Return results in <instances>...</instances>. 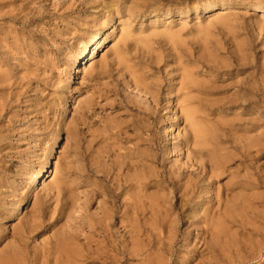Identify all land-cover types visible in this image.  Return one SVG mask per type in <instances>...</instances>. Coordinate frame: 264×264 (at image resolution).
<instances>
[{
  "label": "rangeland",
  "instance_id": "1",
  "mask_svg": "<svg viewBox=\"0 0 264 264\" xmlns=\"http://www.w3.org/2000/svg\"><path fill=\"white\" fill-rule=\"evenodd\" d=\"M127 1L145 14L117 17L118 32L107 36L112 21L101 11L104 0H0V264L15 256L13 264H58V240L74 238L82 247L108 207L118 220L102 256L86 264H264L252 245L234 255L231 236L208 234L202 220L189 228L187 211L171 205L197 173L186 108L194 106L231 142L244 137L264 144V8H255L264 0ZM212 3L220 5L209 12ZM125 29L132 36L127 42ZM96 31V54L75 72L80 49ZM254 155L237 165L258 179L264 151ZM55 164L57 175L28 196L31 172ZM174 181L179 185L169 184ZM228 182L215 186L224 197ZM247 189L264 196V185ZM156 198L161 214L153 210ZM21 201L23 210L9 218ZM259 207L252 228L238 229L239 241L252 238L248 231L264 220ZM125 210L140 231L126 243ZM33 223L39 228L20 244L21 229Z\"/></svg>",
  "mask_w": 264,
  "mask_h": 264
},
{
  "label": "bare ground",
  "instance_id": "2",
  "mask_svg": "<svg viewBox=\"0 0 264 264\" xmlns=\"http://www.w3.org/2000/svg\"><path fill=\"white\" fill-rule=\"evenodd\" d=\"M102 5H101L102 6L101 11L109 13L111 16L110 20L112 21L111 28L105 32L107 36H111L115 32H118L119 19H117V17L123 14H127L130 17H134L137 14L139 15L145 14V12L142 11V9H140L138 5L130 4L127 0H104V4ZM219 5H220L219 3H212L207 7V10L209 12L214 11L219 7ZM98 8L99 7H97L96 9ZM255 8L257 10L263 11L264 7L263 5L257 4L255 5ZM153 12L157 15L159 10L155 9V11ZM95 22L97 23L98 19ZM123 33L122 35H124L123 36L124 42L129 41L130 37H132L131 31L129 29H125ZM100 39L101 37L99 31H96L92 33V35H90L89 40L86 41L85 45L82 47V49H80L77 60L73 64V69L75 70V72L77 68H81L86 57L90 53H93L92 56L96 54V51L99 48L98 42L96 41ZM120 56L118 57L120 58ZM124 59L125 58L122 56V60ZM125 66L127 67L128 65L125 64ZM186 73L187 74H185L184 72L185 74L184 76L186 77L183 78L187 79L186 81H188L189 79L190 80L193 79L194 81L193 84L195 86L196 83L194 78H190L192 76H190L189 72ZM135 75H137V73H135ZM133 76L134 75H132V78L134 79ZM137 77L139 78V76ZM134 82L137 83V81L135 80ZM172 82L173 81L171 80V84ZM191 82L192 81H190V83ZM72 83H73V76L68 81L66 87L70 86ZM171 95L172 93L169 90L168 96L171 97ZM185 95L186 93H184V96ZM184 96L182 98L183 102L187 100L186 98L187 96L186 97ZM191 99L189 98V100ZM171 102H174L173 99ZM184 104L182 106H184ZM190 106L191 105H188V107ZM191 107L187 109L184 106L181 108V110L184 108L183 110L185 111L186 108L184 115H185V121L188 122L187 144L189 146L190 153L193 156L192 165L194 167H197V173H194L193 174L194 178L187 181V183H185L182 186V188H184V191L181 194V198H178L180 201L179 204L172 203L171 205L175 208L185 209L187 211V214L185 216L187 218L186 221L189 224L188 226L189 228L198 226L199 220L200 221L202 220L205 223V225H207L208 227L207 229L208 234L218 237L226 233L228 234V237L231 236V239L234 241L233 242L234 255L236 256L240 255L242 252H243L242 254H244L245 250L243 249L242 246L249 247V245H252V253L254 255H260L259 257L264 256V220H262V222H260L259 224H255L253 230L250 229L248 231L250 236H252V238L254 237V239L250 237L251 239L249 238L248 240H246L247 242H241L238 239V235H239L238 229L241 228L244 231H247L248 229L246 225L249 224L250 226L251 223H254L251 222V220L252 219L255 220L259 217L258 216L259 212L257 211L258 207L264 205V196L258 197L255 194H250L248 193L249 190L247 189V186L252 187L253 189L261 188L264 185V177H258V179L257 178L254 179L251 176H249V174L248 175L241 174L239 172L240 168L238 165L246 164L249 158L253 159L255 157L254 153L259 154L260 152L264 151V144L263 143L260 144V142L257 141H250V139L247 138L245 139L244 137H234V140L231 142V140L226 139L228 138L229 134L227 135V133L225 132L220 135L218 133L220 130L215 129L209 125L210 121L208 117L201 116L202 114L200 115L199 112H196L197 109L195 110L194 106L192 107L193 109ZM222 131L223 130L221 129V132ZM232 132L235 133V131ZM48 155L49 153H47L45 156ZM57 173L58 171L56 168V164L55 167L47 171H43V170L32 171L27 181V195L29 196L31 193L36 192L37 190L42 188L43 182L48 179L54 178L57 175ZM226 178H229V182L225 187H223L224 190L227 191V195L224 197L220 193L221 188L220 187L216 188L215 186L220 184ZM169 184H172L176 187L179 185V182L174 181L173 183H169ZM15 190H16L15 192H17V189ZM211 192H214L213 195L208 196L209 194H211ZM174 193L176 192L173 191L172 194ZM16 196L17 195L15 194L14 197ZM209 202H213L214 205L210 209L208 208V210H202L201 206L207 205ZM24 203L25 201H21L20 203H17L15 210L9 211L8 217L10 218L14 214L22 211L23 210L22 206ZM151 203H153L152 199H151ZM154 203L156 204L154 205ZM154 203H153L154 205L153 210L156 212V214H161L163 210L161 209L162 205H160L161 204L160 201L157 199L156 202ZM213 208H216V210L214 211ZM166 209L167 210L165 211V214L167 217L169 216V213L171 211L168 208ZM150 213L152 212L150 211ZM115 214L116 212L113 207H108L106 210H104L103 220H102L103 222L100 223L101 227L96 228L95 226H93L91 228L90 230L91 234L86 237L85 239L86 242L82 245V247L76 244L75 242L76 239L74 238H69L67 240L60 238L57 243L58 247L56 249V252L59 255L58 256L59 258L56 259L58 264H80V263L86 264L88 260L93 258V255L98 254L100 256L103 253L101 246H103L105 242L107 243V240L110 238V233H111L110 229L113 223L116 222L117 217ZM132 216L127 210H125L122 216L120 217L121 218L120 225H122L123 237L125 243L129 242L131 239L134 240L135 239L134 236L140 233L138 228L135 226L136 224ZM175 216L176 218L179 219L178 214H176ZM176 218L172 220V224L178 226L179 220ZM38 228L39 226L34 223L30 224L28 228L26 227L22 228L18 236V240L20 244L25 242L26 234L29 235L34 233ZM155 232L157 231L155 230ZM246 234L244 233V235ZM98 235L101 236L103 235L104 237V241H102L101 243H98V241L96 240V236ZM164 238H166V236ZM159 240L160 238L158 239V242H160ZM160 244L156 243L157 246ZM205 244L207 245L208 243L205 242ZM112 247L114 250H116L114 245H112ZM138 253L140 254V251ZM256 258L257 257H255V259ZM16 259L18 260V257L15 256V258L11 259L10 261H5V263L13 264Z\"/></svg>",
  "mask_w": 264,
  "mask_h": 264
}]
</instances>
